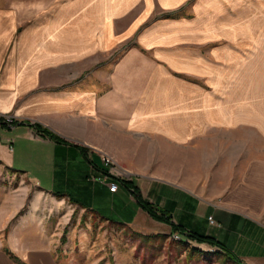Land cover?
<instances>
[{"label":"crops","instance_id":"crops-1","mask_svg":"<svg viewBox=\"0 0 264 264\" xmlns=\"http://www.w3.org/2000/svg\"><path fill=\"white\" fill-rule=\"evenodd\" d=\"M0 114V167L70 219L178 233L186 264H264V0H0ZM100 151L130 172L114 192L90 179ZM14 210L0 264H65Z\"/></svg>","mask_w":264,"mask_h":264},{"label":"rangeland","instance_id":"rangeland-1","mask_svg":"<svg viewBox=\"0 0 264 264\" xmlns=\"http://www.w3.org/2000/svg\"><path fill=\"white\" fill-rule=\"evenodd\" d=\"M27 1L31 6L50 0ZM126 45L108 52V58L120 55L129 44ZM36 193L26 180L0 167V205H13L12 222L24 217L29 243L51 247L56 258L65 264H186L183 252L174 247L178 241L174 237L145 239L122 225L100 221L90 226L89 217L83 220L80 211H74L70 219L71 211L65 205L56 209L46 196L36 198ZM4 239V232L0 231V240ZM212 262L213 259H207L192 264Z\"/></svg>","mask_w":264,"mask_h":264},{"label":"built area","instance_id":"built-area-1","mask_svg":"<svg viewBox=\"0 0 264 264\" xmlns=\"http://www.w3.org/2000/svg\"><path fill=\"white\" fill-rule=\"evenodd\" d=\"M15 121V117L11 114H0V122L12 124ZM100 159L104 167V173L102 175L91 176L90 179L107 184L109 190L114 192L118 189V182L112 176L125 177L129 176V172L120 167L116 160L106 152L100 151ZM209 219L212 220L211 217ZM174 238L180 239V235L176 233L174 234Z\"/></svg>","mask_w":264,"mask_h":264},{"label":"trees","instance_id":"trees-1","mask_svg":"<svg viewBox=\"0 0 264 264\" xmlns=\"http://www.w3.org/2000/svg\"><path fill=\"white\" fill-rule=\"evenodd\" d=\"M32 125L42 135H45V136H47L51 139H54L56 141L62 140L58 135H56L55 133L50 131L48 128H45L38 123H33ZM124 183L126 186L132 188L129 184V181H124ZM132 190L136 194L137 202L139 203V205L141 206L142 209H144L146 212H148L153 218L160 220V221H163L165 223H168V224L172 225L177 231H180L179 230L180 228L173 224V222L171 221V219L168 215H165L164 213H158L155 210L154 206H152L149 202L143 200L139 196V194H137L138 192L135 190V188H132ZM190 236L199 242H207V243H209L211 245H215V246L220 245L218 242L214 241L212 238L207 237V236L195 235V234H190ZM232 256L235 258L236 261H239V259L234 254H232Z\"/></svg>","mask_w":264,"mask_h":264},{"label":"bare ground","instance_id":"bare-ground-1","mask_svg":"<svg viewBox=\"0 0 264 264\" xmlns=\"http://www.w3.org/2000/svg\"><path fill=\"white\" fill-rule=\"evenodd\" d=\"M168 36V35H167Z\"/></svg>","mask_w":264,"mask_h":264}]
</instances>
